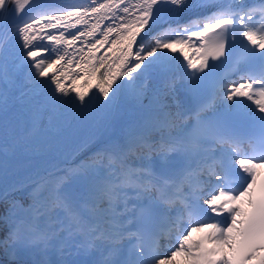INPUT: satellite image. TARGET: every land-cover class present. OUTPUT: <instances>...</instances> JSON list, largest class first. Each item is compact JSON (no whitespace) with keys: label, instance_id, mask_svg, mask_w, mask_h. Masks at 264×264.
Returning <instances> with one entry per match:
<instances>
[{"label":"snow or ice","instance_id":"snow-or-ice-1","mask_svg":"<svg viewBox=\"0 0 264 264\" xmlns=\"http://www.w3.org/2000/svg\"><path fill=\"white\" fill-rule=\"evenodd\" d=\"M121 92L138 107L125 127L38 176L26 206L0 193L6 264H72V246L93 264H264V0H0V168L58 151ZM145 150L156 165L134 166Z\"/></svg>","mask_w":264,"mask_h":264},{"label":"bare ground","instance_id":"bare-ground-1","mask_svg":"<svg viewBox=\"0 0 264 264\" xmlns=\"http://www.w3.org/2000/svg\"><path fill=\"white\" fill-rule=\"evenodd\" d=\"M44 2L60 6L67 3L88 2V0H44ZM103 52L104 50L102 49L100 54H103ZM76 55L77 58H79L80 54L77 53ZM179 59L182 60V57ZM172 63L176 64V61L173 60ZM187 99V96L180 94L179 102L181 109L185 112L189 109ZM147 103L148 102L145 104ZM18 108L19 106L17 105L16 108L13 109V113H16ZM137 112V105L133 102L129 104L126 101L125 94L121 92L117 97L115 106L110 114L105 115L100 113L94 118L89 117L74 123L72 129L63 134V143L58 151H44L40 153L17 152L14 157H9L5 167L0 168V193H5L15 186H21L24 182L36 180L38 176L45 175L49 171H54V173H56L60 169L64 168L67 162L74 157V153L76 151L74 149H77V146L82 145L81 147L86 149L92 147V145L103 136L125 127L136 117ZM19 119L22 122L24 117L20 115ZM50 135L55 136V130H53ZM90 137L91 139L89 140ZM85 140H89V142L85 144ZM141 155L143 157V159H141V163H136L134 166H147L148 155L154 156L155 152L145 150L141 153ZM155 157L156 156L151 158ZM149 160L151 161V159ZM85 195L86 192L84 190V185H82V187L77 189L75 193L70 192L69 196L79 200ZM78 252L69 249V254H67L65 258L71 261L73 258L70 256L73 255V257H75ZM85 253L87 255H84L83 258L78 257L73 262L71 261L72 264H93V261L102 258L95 250L92 253Z\"/></svg>","mask_w":264,"mask_h":264},{"label":"rangeland","instance_id":"rangeland-1","mask_svg":"<svg viewBox=\"0 0 264 264\" xmlns=\"http://www.w3.org/2000/svg\"><path fill=\"white\" fill-rule=\"evenodd\" d=\"M126 101L130 104L132 103V101L125 95ZM148 101H144V103H146ZM88 151L86 148L84 147H80L78 150L75 151L74 153V157H72V159H70L67 164L65 165L64 168L60 169L59 171H57L55 174H62V170L66 169V168H70L73 167L75 164H78L81 160L84 159V157L86 155H88ZM133 160H138L135 157H133ZM50 172V171H49ZM54 173V171H53ZM33 181L32 180L30 183L29 182H24L21 186H15L12 187L11 190L7 191L9 197H15L16 196V200H18L20 203L24 202L25 200H30L29 197V193L32 191V187H33ZM83 185L82 181H73L70 184H67L65 186H63V192L64 194L70 195V192H76L77 189H80ZM27 197L29 199H27ZM29 203V201L26 202L25 206ZM73 251L78 252V254L73 257V255H71L70 257L73 258L71 259V261L73 262L74 260H76L78 257H84V255H87L85 252H90L92 253L94 250L90 249L88 251H84L82 249H79L76 246H72L70 248ZM60 259V255L59 253H56L55 251L50 250L48 253L44 254L41 253L39 251H35V250H24L21 251V253L15 257V260L17 262V264H42V262L44 261H48L49 264H57V262ZM68 260V259H67Z\"/></svg>","mask_w":264,"mask_h":264},{"label":"trees","instance_id":"trees-1","mask_svg":"<svg viewBox=\"0 0 264 264\" xmlns=\"http://www.w3.org/2000/svg\"><path fill=\"white\" fill-rule=\"evenodd\" d=\"M10 198L17 199L16 196L15 197H10ZM27 201H29V200H25L24 202H22V204L25 205ZM7 259H9V258H6L3 255V252L0 251V264H6ZM16 264H17V262H16Z\"/></svg>","mask_w":264,"mask_h":264}]
</instances>
